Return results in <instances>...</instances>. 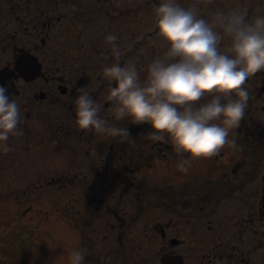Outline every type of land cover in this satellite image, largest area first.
<instances>
[{"label": "flooded vegetation", "instance_id": "obj_1", "mask_svg": "<svg viewBox=\"0 0 264 264\" xmlns=\"http://www.w3.org/2000/svg\"><path fill=\"white\" fill-rule=\"evenodd\" d=\"M124 8L120 0H0V83L24 117L12 150L0 152V187L10 190L0 199L61 192L80 204L85 264H264V71L246 83L249 105L236 130L243 148L225 145L187 173L170 144H148L147 123L117 122L131 142L76 126V88L88 85L110 104L101 69L116 58L105 36L115 32L121 47L120 16L132 7ZM136 50H121V62Z\"/></svg>", "mask_w": 264, "mask_h": 264}, {"label": "clouds", "instance_id": "obj_2", "mask_svg": "<svg viewBox=\"0 0 264 264\" xmlns=\"http://www.w3.org/2000/svg\"><path fill=\"white\" fill-rule=\"evenodd\" d=\"M208 0H159L155 5L153 46L163 45L144 75L136 60L121 62L119 37L105 40L115 60L105 63V105L88 85L72 97L74 122L102 137L132 141L130 129L118 121L147 123L149 145L170 144L176 166L189 172L196 159L219 153L225 145L243 148L236 130L246 116L249 78L264 71V10L250 15L243 5L217 7L204 14ZM208 97L207 99H204ZM22 104L0 83V152L12 150L10 136L23 128ZM106 111L108 115H101ZM88 250L72 247L66 264H85Z\"/></svg>", "mask_w": 264, "mask_h": 264}, {"label": "rangeland", "instance_id": "obj_3", "mask_svg": "<svg viewBox=\"0 0 264 264\" xmlns=\"http://www.w3.org/2000/svg\"><path fill=\"white\" fill-rule=\"evenodd\" d=\"M120 2L122 7H127L122 9V13L129 6L132 7L130 12L120 16L121 50H127L134 43L137 45L135 54L128 60H136L144 75L150 59L159 54L163 47L153 46L151 40L155 31V5L159 0ZM181 2L187 5L191 0ZM237 5L246 7L250 15L264 10V0H208L204 14H209L217 7L229 8ZM151 32L153 35L148 37ZM1 179L4 178L0 176ZM8 191L10 190L0 187V193ZM19 194L16 191L9 192L8 198L0 199V206L7 204V207H0V215H9L8 224L0 223V264H66L67 252L72 247H81L80 218L73 208L75 206L78 209L81 205L65 203V193L61 192L50 193V197L56 196V203L50 200L49 193L46 192H26L23 197ZM19 201H22L23 207L17 206ZM29 205L34 210L40 209V213L29 212L24 220L17 223V216ZM17 248L19 249L14 250Z\"/></svg>", "mask_w": 264, "mask_h": 264}]
</instances>
